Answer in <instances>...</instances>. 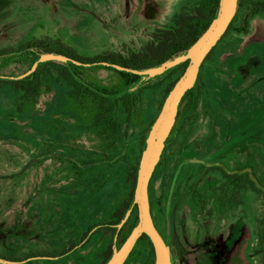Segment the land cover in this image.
Instances as JSON below:
<instances>
[{"label": "rangeland", "instance_id": "374dc122", "mask_svg": "<svg viewBox=\"0 0 264 264\" xmlns=\"http://www.w3.org/2000/svg\"><path fill=\"white\" fill-rule=\"evenodd\" d=\"M195 6L196 0H0V50L51 39L78 58H129ZM151 7L157 17L143 19ZM30 66V56L12 55L0 62V76L23 75ZM95 67L79 71L86 84L120 87L119 74ZM167 73L141 76L125 91L137 95L136 107L132 116L118 109L115 146L92 126L95 105L80 108L64 87L43 90L23 113L20 94L0 89V264H103L117 232L108 225L111 215L130 196L128 176L135 167L138 173L175 78L164 80ZM158 166L152 218L171 264H264V196L240 190L221 171L249 173L264 186V11L239 12L204 62ZM82 237L86 245L72 252ZM126 238L127 230L119 247ZM155 261L145 239L126 264Z\"/></svg>", "mask_w": 264, "mask_h": 264}, {"label": "trees", "instance_id": "16d2710c", "mask_svg": "<svg viewBox=\"0 0 264 264\" xmlns=\"http://www.w3.org/2000/svg\"><path fill=\"white\" fill-rule=\"evenodd\" d=\"M219 2L220 0H196V6L192 9V11L184 8L181 13L175 16L171 26L157 29L153 33L151 37V43L144 53H132L129 58L119 56L117 58L108 59L106 57L100 56L94 58L93 60H88L85 58L75 57L68 49L64 47L60 41H54L51 39H32L31 41L21 45L13 53L0 50V62L8 60L9 56L12 55H28L30 56L31 69L34 62L40 56L45 54H61L71 57L84 64L98 63L102 61L140 71L159 67L163 63L171 61L188 52V50L202 36V34L207 30L215 18L219 7ZM241 11H245L247 13V17H254L264 11V4L258 0H239L237 14L224 37H226L233 29L235 23L237 22L239 12ZM239 32H244V29L240 30ZM187 65L188 63H184L175 68L173 71L167 73L164 80L173 77L175 78L171 79L172 82L167 88L163 100L166 99L171 89L182 76ZM95 68H104L119 74L122 77V83L120 87L112 90L106 88L94 89L79 77V71L85 69L84 67L71 64L45 63L39 65L37 71L25 79H20L19 77L21 75L16 77L5 76L15 77V80L7 81L0 79V89L11 88L16 93L20 94L17 110L19 113H23L24 110L28 108L34 109L37 106L43 90L48 91L52 89L53 84L64 87L68 99L74 102L80 108L86 109L89 104L95 105L96 108H94L92 115V126L96 132H98L100 135H103L107 141H110L109 144L115 146V143L122 130V124L119 123L116 113L118 109H121L125 114L132 116L136 107L137 95L135 96L130 93L125 94V91L131 88L133 85L138 84L142 77L126 72L116 71L108 67L96 66ZM192 92L193 90L190 91L186 97ZM149 130L150 127L146 131L148 132ZM145 137L146 136L143 135L144 140L141 143L142 146H145ZM74 167L77 169L78 165H74ZM136 178L137 169L135 167L132 173H130L128 176V182L131 187L130 196L127 202L120 205V207H118L117 210L111 215V219L108 223L110 227L114 228V231H116L114 226L119 224L124 219L126 212L133 203ZM247 189L253 193L264 196V186L262 185L261 190H259L256 188L255 183L253 181H249V179L247 180ZM135 213L137 215L135 216L133 223L128 227ZM137 223L138 211L135 207L131 218L119 234L118 242L126 230L128 238L133 229L136 227ZM145 239L149 240L146 235H143L139 242ZM111 251L112 245L110 247V253ZM105 262L106 259L104 260L103 264Z\"/></svg>", "mask_w": 264, "mask_h": 264}, {"label": "water", "instance_id": "95a60500", "mask_svg": "<svg viewBox=\"0 0 264 264\" xmlns=\"http://www.w3.org/2000/svg\"><path fill=\"white\" fill-rule=\"evenodd\" d=\"M238 3L239 0H220L215 18L188 52L171 61L163 63L159 67L140 71L108 62L84 64L65 55L45 54L34 62L29 71L19 77L20 79H25L33 75L37 71L39 65L45 63L71 64L88 68L101 65L137 76L161 75L174 70L184 63H188L184 73L178 79L166 98L148 134L146 147L139 163L134 200L129 210L126 212L124 219L114 226L117 232L114 237L113 254L105 264H126L136 244L143 235H146L153 245L156 256L155 264H171L169 248L157 231L152 218L149 196L150 184L162 160L168 139L176 124L180 105L186 95L194 89L200 70L207 57L214 51L229 30L237 14ZM0 79L13 81L15 77L0 76ZM135 207L138 211V223L119 248L117 245L119 234L131 218Z\"/></svg>", "mask_w": 264, "mask_h": 264}, {"label": "flooded vegetation", "instance_id": "af4514ba", "mask_svg": "<svg viewBox=\"0 0 264 264\" xmlns=\"http://www.w3.org/2000/svg\"><path fill=\"white\" fill-rule=\"evenodd\" d=\"M165 28V27H164ZM225 179L227 181H229L230 183L237 185L238 184V188L241 190H248L247 189V180L249 179V181H253L256 185V188L261 190L262 188V184L261 182L257 179V177H253L251 174L249 173H245V172H236V174H232L230 171H228L226 168L221 169ZM156 173V172H155ZM155 176V174H154ZM154 178V177H153ZM153 180V179H152ZM152 184V181H151ZM151 184H150V189H151ZM250 191V190H249ZM252 192V191H251ZM258 196H261L257 193H255ZM149 196H150V208H151V213H152V199H151V195H150V190H149ZM155 224V223H154ZM156 227V226H155ZM85 237H82V239L79 240V242L75 243L72 247V252L78 248V249H83V247L86 245L87 243V238L84 239ZM120 248V247H119ZM110 248L106 251V254L104 256L103 261L106 259V262H108V260L111 258L112 254H113V245H112V251L110 253ZM105 262V263H106ZM104 263V264H105Z\"/></svg>", "mask_w": 264, "mask_h": 264}, {"label": "crops", "instance_id": "0c3cea01", "mask_svg": "<svg viewBox=\"0 0 264 264\" xmlns=\"http://www.w3.org/2000/svg\"><path fill=\"white\" fill-rule=\"evenodd\" d=\"M155 13H156V10L153 7H151L150 9L142 11V17L143 19L156 18L157 16H155Z\"/></svg>", "mask_w": 264, "mask_h": 264}]
</instances>
